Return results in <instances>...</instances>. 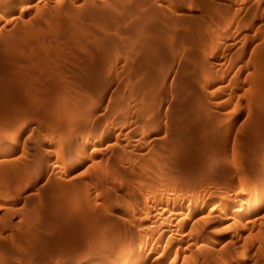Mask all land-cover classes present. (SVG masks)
<instances>
[{"label":"rangeland","instance_id":"obj_1","mask_svg":"<svg viewBox=\"0 0 264 264\" xmlns=\"http://www.w3.org/2000/svg\"><path fill=\"white\" fill-rule=\"evenodd\" d=\"M259 180L264 0H0V264H264Z\"/></svg>","mask_w":264,"mask_h":264},{"label":"bare ground","instance_id":"obj_2","mask_svg":"<svg viewBox=\"0 0 264 264\" xmlns=\"http://www.w3.org/2000/svg\"><path fill=\"white\" fill-rule=\"evenodd\" d=\"M232 19V18H231ZM242 19V18H240ZM229 22V21H228ZM231 22V21H230ZM239 23V21H238ZM242 23V22H241ZM227 24V23H226ZM229 24V23H228ZM232 24V23H231ZM229 27V26H228ZM235 27V26H234ZM239 27V26H238ZM213 40H211L212 42ZM210 42V44H211ZM216 42V41H215ZM216 44V43H214ZM218 44V43H217ZM218 47V46H217ZM209 71V70H208ZM209 75V73H208ZM212 75V74H211ZM210 76V75H209ZM257 181V180H256ZM257 191L254 195L250 196H243L244 199H241L237 203L234 202H227L220 212L214 217L215 220L221 221L224 219L221 216H225L226 218H230L232 221H236L238 219L242 220L246 216L253 214L254 209L264 205V181L259 180L257 183ZM176 206V205H175ZM178 206V205H177ZM183 207V206H182ZM172 208V207H171ZM180 207H178L179 209ZM173 209V208H172ZM177 209V210H178ZM186 209V208H185ZM182 210V209H181ZM188 211V210H187ZM255 211V210H254ZM168 212V211H167ZM171 212V211H170ZM178 212V211H177ZM181 212V211H180ZM224 212V214H222ZM183 214V213H182ZM186 214V213H185ZM171 215V214H170ZM176 215V214H175ZM180 215V214H179ZM178 216V215H177ZM184 216V215H183ZM180 217V216H179ZM249 221V220H248ZM167 233V232H166Z\"/></svg>","mask_w":264,"mask_h":264}]
</instances>
